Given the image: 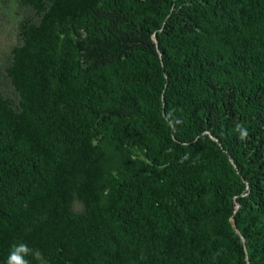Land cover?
Listing matches in <instances>:
<instances>
[{
    "label": "trees",
    "instance_id": "16d2710c",
    "mask_svg": "<svg viewBox=\"0 0 264 264\" xmlns=\"http://www.w3.org/2000/svg\"><path fill=\"white\" fill-rule=\"evenodd\" d=\"M0 21V264L21 243L264 264V0H0Z\"/></svg>",
    "mask_w": 264,
    "mask_h": 264
},
{
    "label": "clouds",
    "instance_id": "9594fccd",
    "mask_svg": "<svg viewBox=\"0 0 264 264\" xmlns=\"http://www.w3.org/2000/svg\"><path fill=\"white\" fill-rule=\"evenodd\" d=\"M236 131L239 132V138L241 140L246 139L248 136V131L246 128H243L240 124H237ZM183 159H187L184 157ZM182 162V161H181ZM32 253V250L28 248L26 244H18L13 246V250L10 251L7 264H29L27 260L24 259V256Z\"/></svg>",
    "mask_w": 264,
    "mask_h": 264
},
{
    "label": "rangeland",
    "instance_id": "374dc122",
    "mask_svg": "<svg viewBox=\"0 0 264 264\" xmlns=\"http://www.w3.org/2000/svg\"><path fill=\"white\" fill-rule=\"evenodd\" d=\"M1 22V21H0ZM0 23V27H1ZM8 29L5 31L0 32V51L5 48H10V45L16 42L15 33H13V36L8 35Z\"/></svg>",
    "mask_w": 264,
    "mask_h": 264
}]
</instances>
